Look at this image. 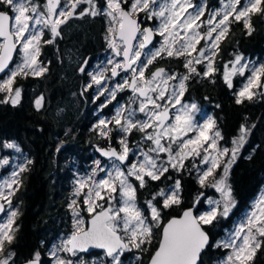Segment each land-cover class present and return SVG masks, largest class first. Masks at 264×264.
<instances>
[{"label":"snow or ice","instance_id":"snow-or-ice-1","mask_svg":"<svg viewBox=\"0 0 264 264\" xmlns=\"http://www.w3.org/2000/svg\"><path fill=\"white\" fill-rule=\"evenodd\" d=\"M86 3L89 7L79 13V16L104 15L110 18V26L108 32L110 35L106 39L109 40V47L115 50L117 56H123V63L111 62L112 76H117V69L122 71H131V88L134 93H138L144 99L140 101L138 111L145 114L142 121H134V111H130L127 117H123L124 123L121 124L123 108L117 110L116 116L113 118L116 125H119L124 133H129L136 128L145 133V139L152 141L155 145L150 151L159 153H168V160L164 163H157V159L153 158L146 152H142L144 159L139 163H131L126 170L121 168V164L128 160L129 148L125 140H121L122 151L117 152L115 149L103 151V155L112 160L111 168L106 171L105 178L92 180L91 186L87 181H77L78 187L76 195L81 190L88 188L85 193L84 203L87 205L91 216L90 226H85V221L80 218V213L73 206L76 200H72L69 204L73 208V215L76 217L74 221L75 230L58 248H53L50 255L55 259V264H73L71 260H65L58 256L59 251H64L75 255L77 251H86L89 247L100 248L106 250V255L112 257V264H120L119 254L133 245L141 248L142 245L150 244L152 240V225L148 222V217L144 215L136 203V188L132 179L138 181V186L143 188L146 184L145 176L151 180H159L165 173L169 171V167L173 169H182L183 161L190 156H201V151L205 153L201 157V163L210 165L204 170L198 171V180L203 186L219 167V159L229 154L228 148H218V141L222 139L219 130L208 133L215 127V120L211 117L203 123H198L194 118V113L198 111L197 105L184 104L181 101L186 91V81L190 76L200 75L194 65H198L207 61L206 70L203 75L208 76L214 71L212 57L216 55L219 48V42L226 36L230 23L236 21H244L245 27L249 29L251 34L250 13L264 12L262 4L264 0H246L241 7V0H228L223 4L220 11H213L210 19L206 21L208 29L205 33H201L199 28L205 23L201 21L204 15L203 5L197 10L188 12L189 8L194 7L191 0H163L158 3L157 0H132L128 10L122 7V4H128V0H105L103 9L97 8L95 0H65L64 6L61 8V0H46L44 7L46 12L40 10V6L32 2V0H0V5H6L8 11L0 10V73L6 75V79L0 81V92L6 94V99L0 100V103H11L16 105L19 103L21 91L19 88H13V84L18 76L27 77L29 74L40 76L47 71L46 67L38 64V56L40 54V44L44 36V29H48L51 37L43 42L52 44L55 39L60 36V25L67 22L76 14V9L81 3ZM59 9V11H58ZM139 12H146L149 19L156 17L159 20L158 28L155 30L161 37L163 42L155 51L144 49L152 43L154 30L151 28L141 29L139 23L134 17ZM9 13H12L10 15ZM220 16L219 20L216 17ZM230 17L233 20L230 21ZM201 21L200 23H197ZM11 22V23H10ZM118 25V28L115 27ZM142 37L138 43L133 44L137 34ZM215 33V35H213ZM119 39L123 47L117 44ZM206 41L205 47L201 48L198 55L193 57L192 53L197 51V45L200 40ZM211 42V43H208ZM178 45V47H177ZM206 52L210 55H206ZM14 54L20 56V62L15 64L14 68H10V64L14 62ZM162 54L168 57L185 56L184 67L188 70L187 75L180 76L176 84L169 85L170 80H177L176 74H167L163 68H158L151 74L150 78H145V69L151 65L157 58H163ZM144 59H141V57ZM242 57L236 56L234 66L231 70H226L224 80L231 87L230 76L239 72L243 75L248 68L246 64H241ZM139 61V64L137 63ZM239 65V67H235ZM83 71V68H81ZM264 76V65L251 70V78L247 84L237 94L236 103H243L244 99L252 100L256 93L253 89L264 87L261 84V77ZM103 76H92L93 83L100 85ZM125 80L124 84L116 85V88L123 89L128 85ZM91 87V85H88ZM154 94V95H153ZM115 98V91L110 93ZM43 97L36 101V107L42 106ZM179 105L176 114H171V109ZM151 106V107H149ZM174 121V122H173ZM112 121L100 120L97 128H100L101 135L107 136L109 129L107 124ZM103 125L104 128L100 126ZM152 128L151 133L146 130ZM190 132H195L194 137L184 139ZM247 129L241 126L238 139L232 141L234 147L231 149V157L225 163L223 176L214 180L211 184L223 196V208L221 209L220 201H209L213 204L209 211L198 216L193 215L191 209L185 210L180 218L171 219L162 232V238L159 242L157 250L151 258L150 264H198L201 251L208 244V235L202 228V224H211L217 215L227 217L231 208L234 206L231 196V188L226 184V178L229 173L232 162L235 161L239 148L246 141ZM167 138L169 141L166 147L161 141ZM178 143V150L173 153L172 144ZM207 144V147L204 145ZM8 148H15V144H7ZM119 161L120 164H117ZM4 164L7 161H3ZM99 164V162H97ZM167 164V166H165ZM24 169L22 168L21 171ZM101 171H105L101 169ZM18 173L14 172L10 182L6 181L3 188L10 191L0 190V200L5 201L11 207L9 196L13 195L18 189H14L13 185H18ZM95 175V173L93 174ZM179 188L180 182H175L174 188L170 192L160 190L157 196L163 197V207L169 208L179 204ZM119 193L118 205L117 196ZM156 197L154 196L153 199ZM105 204H97V201H105ZM150 209L151 220L156 221L157 225L160 221V210L152 201L147 202ZM99 211H96V209ZM5 211V205L0 203V213ZM17 212L11 211L9 219L6 223H0V264H15L14 252L5 254V243H11L14 239L12 233V225ZM121 233L123 235H121ZM127 236V242L124 240ZM260 238H264V195L255 204L254 209L246 216V219L240 223L234 233L231 234L226 242L218 243L216 247H224L231 249L223 261V264H247L252 259L255 251L261 247ZM41 254L39 251L33 254V258L26 261L25 264H40ZM83 264V262H81ZM95 264V262H93Z\"/></svg>","mask_w":264,"mask_h":264},{"label":"trees","instance_id":"trees-1","mask_svg":"<svg viewBox=\"0 0 264 264\" xmlns=\"http://www.w3.org/2000/svg\"><path fill=\"white\" fill-rule=\"evenodd\" d=\"M0 9L5 8L2 5ZM249 16L251 34L243 20L230 23L220 44V55L224 58L227 53L231 59L235 55L264 56V12ZM104 29L101 22L88 19L82 28L64 31L61 42L57 39L52 44L42 45L39 58L47 71L40 76H18L14 87L22 89L19 103H0V141L16 143L26 155L24 170L19 174L21 186L13 194V201L18 205L14 239L5 244V253H15L16 264L32 259L37 251L41 254V264H52L51 242L63 229L67 231L70 219L66 204L71 191V162L88 161L95 145L106 146L93 125L97 105L93 104V96L84 90L85 78L77 73L83 58L103 51ZM194 88L201 103L217 107L214 112L226 138L239 137L241 126L247 129L246 155L233 163L226 178L234 202L232 214L228 218L217 215L211 224H203L211 243L202 254L201 264H215L226 252L222 246L215 245L221 244L230 219L250 206L264 184V97L244 99L237 104L236 90L218 82L210 86L208 81H203ZM41 97L42 106L37 108L36 101ZM111 107L112 104L105 103L102 112L109 114ZM116 131L113 129L110 135L112 141L120 144ZM176 175L167 173L163 182H148L145 188L138 189V202L143 203L159 185L166 189L177 179ZM220 176V171L215 170L201 186L198 174L180 175L182 203L162 208L159 225L154 227V238L141 251L144 257L141 264H147L157 249L162 225L169 218L179 216L182 210L193 206L196 199L197 212L206 209L204 198L217 196L209 183ZM202 194L206 196L201 197ZM247 264H264V242Z\"/></svg>","mask_w":264,"mask_h":264},{"label":"flooded vegetation","instance_id":"flooded-vegetation-1","mask_svg":"<svg viewBox=\"0 0 264 264\" xmlns=\"http://www.w3.org/2000/svg\"><path fill=\"white\" fill-rule=\"evenodd\" d=\"M131 1L132 0H128V4H122V7H124L125 10H128L129 5L131 4ZM221 1H226V0H191V3H192V5H194V7L189 8L188 12H194L195 10H197V8L200 5H203V8H204V15L201 17V21H204L205 23L203 24L202 27L199 28V31L202 34L205 33L207 31V29H208V25H207L206 21L208 20V18L211 15V13H213V11H217V10L221 9V6H222ZM32 2L35 3V4H38L40 6V10L41 11L46 12V8L44 7V5L46 3V0H32ZM157 2H160V0H157ZM64 3H65V0H61V5H60L61 8L64 6ZM95 3H96L97 8L103 9L105 7V0H95ZM1 6L2 5H0V7ZM3 7L5 9H0V10L7 12L8 11V7L6 5H3ZM88 7L89 6L86 3L82 2L77 7L76 14H74L71 18H68L66 23L60 25V28H59L60 36H58L55 40L58 39L61 42L62 39L64 38V31H66L67 29H72V28H82L83 26H85V24L88 21V19H89L90 22L91 21H93V22L98 21V22L102 23L103 28H105L104 29V34H102L103 51L102 52H98L94 56H87L86 58H83V60L80 62L79 66L77 67V73L80 76H82L83 78H85V80H86L85 84H84V90L86 92H88L91 96H93V98H94V94L92 93L93 86L92 87L88 86L89 80H87V79L89 78L90 73L94 70L95 65L97 63L99 64V60L102 59V58H99V56L102 55V54L107 53L108 51H113L114 49L113 48L109 49V47L107 46L108 45L107 40H106V33H107L106 29L107 28H106V21H105L106 18H104L105 17L104 15H97L95 17H93L91 15H84L83 17L79 16V13L81 11H83L84 9H87ZM58 11H59V9H58ZM10 14L12 15V13H10ZM133 18L138 20V23H139L141 29L151 28V29L154 30V33H155L154 40H152L153 42L149 46H147V48L144 49V51L147 52L149 49L153 50V49H156V48L160 47L162 42H163V37H161L155 31L158 28L159 20L156 17H152L151 19H149L147 17V15H146V12H139L137 15H134ZM201 21H198V23H200ZM213 35H215V33ZM50 37H51V34H50L49 30L48 29H44V36H43L41 44H40V49H41L42 45H46V43H44L43 41L49 39ZM141 38L142 37L140 36V34H138V37L135 40L134 44L138 43V41ZM223 39L221 41H223ZM117 40H119V39H117ZM0 41L3 43V40L0 39ZM221 41L219 42V48L217 50L216 55L212 57V59L214 61L213 62L214 71L211 74H209L208 76H204L203 75L204 71L206 70V65H207V61L206 60L204 61V63L198 64V65H194L196 70H197V72L200 73V75L193 74V75L190 76V79L188 81H186V91H185L183 97L181 98V101H182V103H185V104L195 103L197 105L198 111L200 112L199 113L198 111H196V114H198L199 119L203 120L205 115H209V117H211V118H213L215 120V127H214V129L211 130V133L216 131V130H219L220 133H221V136L223 138L218 141V144L222 148H228L229 149V154L225 155L223 158H220L219 160H223L224 159V160L228 161L230 159V157H231V149L234 147L232 141L237 139V138L232 139V138H226L225 137V135L223 133V130H222V127H221V124H220V121H219L218 117L216 116V113L214 112L217 107L201 103L199 101L198 95L195 92L196 90L194 88V86L196 84L199 85L203 81H208V83H210V86L211 85L214 86L216 84V82H218L219 85H221V86L224 85L228 89H235L236 91H237V89H239L238 85L240 83V79L238 77L240 75H237L235 73V74H232L230 76L231 84H232L231 87H229L228 83L224 80V73H225L226 70H230V65L232 63L230 61H232V59L230 58L229 53H227L225 58L222 55H220V53H221V49H220ZM208 43H211V42H208ZM205 44H206V41L204 39H201L200 43L197 45V51L193 52L192 56L193 57L197 56L199 50L201 48H204ZM120 47L122 48L123 44L120 43ZM177 47H178V45H177ZM114 52H115V50H114ZM206 55H210V53L206 52ZM162 56H163V58H157L151 65H149L145 69V78H150L151 74L155 70H157L158 68L165 69L167 74H176L177 75V80H172L173 84L178 82L180 76L188 74V70L184 67L185 56L168 57L166 54H162ZM116 57H117L119 62L123 63V57L122 56H117L116 55ZM141 59H144V57L142 56ZM40 62H41V58H40ZM137 63L139 64V61ZM112 67L109 66V68L107 70V75L109 77L110 76L112 77V74H110L111 73L110 71H111ZM81 68H83V71H81ZM119 71L120 72L118 74V77L117 78H113V79L115 81H117V80H121V78H126L129 83H128V87L124 91L118 93L116 99L113 100V102H115V101L117 102L118 100H122L124 102V104L132 102V103H134V108L136 109V107H139V104H140L139 102L141 100H143L144 98L140 97L138 93H134L133 90L129 91V89H128L130 84H131V79H132L131 71L130 70L129 71H122L120 69H119ZM2 77H4V76H2ZM2 77H0V79ZM113 79H111V80H113ZM20 91H21V95H22V89L21 88H20ZM5 95L6 94L4 92H0V100L6 99ZM21 98H22V96H21ZM100 98H96V101L93 100V104L97 105V106H95L96 109L99 106V102L98 101L100 100ZM106 104H112L113 105V103H111V102L106 103ZM135 112L138 113L139 111L136 109ZM175 112H176V107L171 109V114L174 115ZM152 130H153L152 128H149L146 131L150 133ZM119 135H120L119 131L117 130L116 131V138H118L117 136H119ZM194 135H196L195 132H190L188 134V136L184 137V139L191 138ZM99 136H101V139L103 138L104 142H106V146H103V147H105V148H115L119 152L122 151V145H120L118 143H115V141H112V137H111L110 133H108L107 136H104V135H99ZM127 138H128L127 139L128 144L130 146L135 145L136 142H140V144H142L141 146H144V147L146 146V147L149 148V146H151L150 141L145 139V133L139 131L136 128L132 129L129 132V135H128ZM3 143H5V141H3V142L0 141V145H3ZM161 143H163L165 145H168L169 141L167 139H163L161 141ZM178 143L179 142L171 145V147L173 149V153H175L178 150ZM17 147H19V146L17 145ZM99 147L102 148L99 145L98 146L95 145L94 148L91 149V151L94 152V153L92 152L94 154V157L95 156L100 157V155L98 154V150H97ZM134 147H137V146H134ZM245 147H246V142L243 144L242 147L239 148V151L237 153L235 161L239 160V158H241L242 156L246 155V148ZM19 148L22 150L21 147H19ZM152 152H154V151H152ZM23 153H24V151H23ZM150 154L155 156L158 159L161 158V157H164V155H165V157L168 156V153H164V152L159 153V154H157V153L156 154L150 153ZM132 160H133L132 153H129L127 162H132ZM73 162H74V160L71 162L72 164H71V167H70L71 168L70 169L71 178L69 179L70 180V186H71V182H72L73 177H75V172H74V169L72 168L73 167ZM234 162H232L231 166L233 165ZM199 163H200V156L193 155V156H190V157L186 158L183 161V165L184 166H183L182 169H173V168L169 167V171L167 173H169V174L177 173L176 176H178L177 179L174 180L173 183L170 184L171 187H169V188H171V189L174 188V185H175L174 182L175 181L179 180V182H180L179 198H180L181 202L179 204L182 203L181 199H182V190H183V188H182L183 186H182V182H181L182 180L180 178V175H186L187 177L194 176L195 174L198 173L197 170L199 169ZM165 165H167V164H165ZM215 170H219L220 171L221 170V166H219ZM167 173H165L159 180H151L150 178L145 176L146 184H145V186L143 188L146 187L148 182H160V181H162ZM3 175H4V171L2 169H0V179H1V177ZM18 180H19V176H18ZM132 180H133V184L137 186V188H136V202L141 204V205H145L146 206L147 202L151 200L153 202V204H155L156 207L160 210V213H161L162 208H163V197L157 196L156 193H158L160 190H164L165 188L164 187H160V185H159L158 187L155 188V190L153 189L151 194L146 197V200L143 201V203L142 202L140 203V202H138L139 200H138V196L137 195H138V191L141 190L142 188H140L138 186V184H139L138 181H135L134 178ZM20 186L21 185H20V182H19L18 185H13V188L14 189H19ZM210 187H211V185H210ZM212 189L215 191L214 188H212ZM166 190L167 189H165L164 191H166ZM215 193H217V192L215 191ZM154 196L156 197L155 199H153ZM207 198H209V197H207ZM8 199L11 200V206H13L16 209H18V205L15 204L14 201H13V195L9 196ZM3 203L5 204L6 211H5V214L0 218V222L3 221L2 219H4V217H6V214H7L8 209H9L8 204L5 201H3ZM179 204H177V205H179ZM177 205H173V206H177ZM161 217H162V215L160 214V219H161ZM88 219L89 218H87V223H88ZM15 222H16V220H15ZM13 236H14V234H13ZM124 237H125L124 240H126V242H127V236H124ZM5 244H7V243H5ZM5 249H6V245H5ZM141 251H142V249H139L137 251V253L142 255ZM102 252L104 253V251H95L94 253H90V255H96V254H99V253H102ZM87 255H89V254H87ZM105 255H106V253H105ZM14 262H15V259H14ZM143 262H144V257H143L142 260L137 261L136 264H141ZM15 264H16V262H15Z\"/></svg>","mask_w":264,"mask_h":264},{"label":"rangeland","instance_id":"rangeland-1","mask_svg":"<svg viewBox=\"0 0 264 264\" xmlns=\"http://www.w3.org/2000/svg\"><path fill=\"white\" fill-rule=\"evenodd\" d=\"M160 2H163V0H160ZM160 2H158V3H160ZM227 2H228V0L221 1L222 6H223V4H225ZM245 3H246V0H241V3H240V5L237 6V8L238 9L241 8ZM222 6H221V8H222ZM220 10H217V11H220ZM104 18H106L105 19L106 28H107L106 29L107 30L106 37L110 36V35H115V34H110L108 32V27L110 26V18H108L106 16ZM210 18H212L211 15L209 16L208 19H210ZM220 18H221L220 16H217L216 20H219ZM232 19L233 18L230 17V21ZM115 27L118 28V25H115ZM106 40H107V43H108L107 46L109 47V40L108 39H106ZM116 42H117V44H120L119 40H116ZM0 43H2V42L0 41ZM110 48L111 47H109V49ZM153 51H155V49H153ZM114 53L115 52L113 50V51H108L107 53L100 55L99 58H102V59L99 60V64L97 63L95 65L94 70L90 73V76H89V78L87 80H89V84L88 85H91V87L93 86V91H92V93L94 94L93 100L96 101V98H100V97L102 98L101 100L98 101L99 102V106L96 109V111L93 113V116H92V117H94V120H93L94 128H95V130H96V132H97V134L99 136V135H101V132H100V128H97V125L99 124L100 120L112 121L111 123L107 124V129L110 130V131H108V133H111L113 131V129L118 130L120 135L117 136L118 137L117 140L118 141H121L122 139L125 140V142L128 145V148L130 150L129 153H132V156H133L132 162H127L126 161L124 164H121V168L126 170V168L131 163H139V162L143 161L144 157H143V155H141L142 152H146L149 155H151L150 153H154V154H156V153L150 151V149L155 147V145L153 144L152 141H150L151 146H149V148L146 147V146L145 147L141 146L142 144H140V142H136L135 145L130 146L128 144V141H127V139H128L127 137L129 135V133H124L121 130L120 126L115 124V121H114L113 118L116 116L117 110L120 109V108H123L125 110L123 112V115H122L121 124L124 123L123 117H127L128 113L130 111H134V116H133V120L134 121H142L146 117H145L144 113L135 112V110L136 109L138 110L139 107H136V109H135L134 108V103H132V102L125 103V104H124V102L122 100H118L117 102L116 101L113 102V100L116 99L118 93L124 91L128 87V85H125L122 90L116 88V85L124 84V81L127 80V79L126 78H121V80L115 81L113 79L114 78L113 76L109 77L107 75V70H108L109 66H111V67L113 66V63H110V61L111 62H119L117 57H116V54H114ZM39 56H40V54H39ZM39 56L37 58L38 59V64L40 66H43V64L40 62ZM236 56L242 57V60H241L240 63L241 64H246L248 66V68L245 70L243 75L239 74V72L236 73L237 75H240L238 77L240 79V83L238 85L239 89H237V91H236V94H238L239 91L247 84L248 79L251 78V70L253 68H258L259 66L264 65V56H262L260 58H251V57H245V56H242V55H235V58H236ZM235 58L232 59V61H230V62H232L231 65H230V70L234 66ZM14 59H15V61L13 62L14 64H13V66L11 68H14L15 64L20 62V56L16 55V57H14ZM235 67L238 68L239 65H235ZM101 74L103 76L101 84L97 85V84L93 83L92 76L101 75ZM6 78H7L6 75H4V77H2L0 79V81H2L3 79H6ZM111 79H113V80H111ZM263 79H264V77L262 76L261 77V84L263 82ZM172 84H173V81L170 80L169 81V85H172ZM13 88L15 89L14 84H13ZM16 88H18V87H16ZM112 91H115V93H116L114 99L110 95V93ZM253 91L256 93L254 98H258L259 99V98L264 97V95H262V93H261V88L253 89ZM109 102L113 103V105L111 107V110H110L109 114L105 115L102 112V108L105 105V103H109ZM149 107H151V106H149ZM179 107H180L179 105L176 106L175 114L177 113ZM195 114H196V112L194 113V118H195V120L198 123H203L207 119V117H209V115H205L204 119L202 120V119H199L198 114H196V115ZM100 127L104 128L103 125H101ZM208 134L210 136L212 135L211 130L209 131ZM165 139H167V138H165ZM237 139H238V137H237ZM7 144H10V143L5 142V143H3V145H0V169H2L4 171V175L0 179V190H3V191H10L7 188H3V185L5 184L6 181H8V182L11 181L14 172L20 174L21 169L26 164V157H25L26 155H25V153H23V151L19 147H17V145H16L15 148H8V147H6ZM12 144H16V143H12ZM134 146H137V147H134ZM165 146L167 147L168 145H165ZM204 147H207V144H205ZM218 148L223 149L219 144H218ZM93 153H91V154H93ZM204 155H205V153L203 151H201L200 163H199V170H201V171L210 166V165H204V164L201 163V157L204 156ZM151 156L153 158L157 159V163L158 164L164 163V162H166L168 160V156L165 157V155H164V157H161L159 159L156 158L153 155H151ZM223 157H220V158H223ZM220 158H218V159H220ZM5 160L7 161L6 164L3 163V161H5ZM97 162H99V164H97ZM226 162L227 161L224 160V159L223 160H219V166H221V170H220L221 176L219 178L212 179L211 182L209 183L210 185L212 184V182L214 180H218V179H220L222 177L223 169H224V166H225ZM116 163L120 164L119 161H116ZM111 166H112V160H104V159L102 160V158H100L98 156L94 157V154L92 155V158L90 160L85 161V162H81L79 159L74 160L72 168L74 169L75 177H73V179H72L71 187H70L71 191L69 192L70 193L69 201L66 204L68 206L69 217H70L69 224L67 226L68 229H67V231L63 229V231L60 233V235H58V237L53 242H51L52 244H51L50 252L52 251L53 248H58L62 244V242L64 240H66L68 237H70V235L75 230L74 221H75L76 217H74V215H73V208L69 207V204L71 203L72 200H76V204L73 207L76 210L79 211L80 218H82L85 221V226L86 227H87V218H89V216H92L94 214V213L89 214L87 212V210H86L87 209V205L83 202L84 199H85V193L87 192L88 188L86 187V188L82 189L79 195L75 194L76 193V189L78 187L77 181H79V180L87 181L88 186H91L92 180H99L101 178H105V173H106V171H108L111 168ZM165 166H167V165H165ZM101 169H104L105 171H101ZM94 173H95V175H93ZM214 173H215V170H214ZM89 177H91L92 180H89L88 179ZM131 179H133V178H131ZM132 182H133V180H132ZM169 187H171V185H168L166 187V189H167L165 191L166 193L170 192L173 189V188L171 189ZM213 188L217 192L216 193L217 196L216 197L212 196L211 198H208L207 201H206V198H204L207 207H206V209L204 211L197 213V216L202 214V213H205V212L209 211L212 207H214L213 204H209V201H220L221 202V205H220L221 209L223 208V196H222V193L220 191H218L215 187H213ZM114 195L117 196V202H114V203H116V205L119 206L118 205L119 193H116ZM262 195H264V184L261 187V189H260L259 193L257 194V196H255L256 198L252 201L250 206L247 209H245L244 212H240V213H238L237 215L233 216L230 219L229 226L226 228L225 234L220 239L221 244H222V242H226L228 237L231 234L234 233L235 229L238 228L240 223H242L246 219V216L254 209L255 204L260 200V197ZM97 204H105V206L107 207L106 200L105 201H97ZM233 204H234V202H233ZM137 205L141 209V211L144 213V215L148 217V222L152 225V238H154L153 232H154V227H157V222L151 220L150 209L147 207V205L145 206V205H141L139 203H137ZM233 209H234V206L231 208L227 218L230 217V215L232 214V210ZM11 211L18 212V209H16L13 206L9 207L8 212L6 214V217H4V219H2L3 221L0 222V223H6L7 222V220L9 219ZM96 211H99V209L97 208ZM13 231H15V220H14V223L12 225V233H10V234L13 235L14 234ZM121 235H123V234L121 233ZM125 242H126V240H125ZM148 246H149V244H145V245H142L141 248H136V247H134L133 245L130 244L128 249L124 250L123 252H121L119 254L120 264H136L137 261L143 259V255L138 254L136 251H138L139 249H142V250L146 249ZM222 248H224V247H222ZM224 250L226 251L225 254L223 255V257L221 259H218L215 264H223V261L225 260L226 256L228 254H230V252H231V249L224 248ZM58 256L60 258L65 259V260L73 261V264H81V262H83V264H93V262H95V264H112V257H109V256L105 255V253H103V252L99 253V254H96V255H90V254L87 255V254H83V252L81 253V252L77 251L75 255H69L68 252L59 251L58 252ZM52 264H55V259L52 261Z\"/></svg>","mask_w":264,"mask_h":264},{"label":"water","instance_id":"water-1","mask_svg":"<svg viewBox=\"0 0 264 264\" xmlns=\"http://www.w3.org/2000/svg\"><path fill=\"white\" fill-rule=\"evenodd\" d=\"M10 14V13H9ZM11 15V14H10ZM137 20V19H136ZM137 22H138V20H137ZM11 23V22H10ZM139 34V33H138ZM138 34H137V37H138ZM154 35H155V33H154ZM154 35H153V39L152 40H154ZM1 40H3V38H0ZM118 39V38H117ZM137 39V38H136ZM153 42V41H152ZM135 43V41H133V44ZM150 45V44H149ZM148 45V46H149ZM16 55L17 54H14V57H16ZM123 57V56H122ZM124 59V58H123ZM15 60V59H14ZM12 65H13V63H11L10 64V68L12 67ZM156 71V70H155ZM154 71V72H155ZM117 72L119 73V69H117ZM5 74L4 73H0V77H2V76H4ZM114 78H116V77H118V75L117 76H113ZM262 85H264V79H263V82H262ZM129 91H131L132 90V88H131V86H129ZM261 93H262V95H264V87H261ZM109 149H115V148H105V147H102V148H98L97 150H98V154L100 155V157L102 158V160L103 159H105V160H109L110 158L109 157H106V156H104L102 153H103V151H108ZM117 152H119L117 149H115ZM126 162V161H125ZM124 162V163H125ZM123 163V164H124ZM206 195L205 194H202V196L201 197H205ZM0 203H3V201L2 200H0ZM4 204V203H3ZM5 205V204H4ZM188 209H191L192 211H193V215H195V216H197V209H198V200L196 199V201H195V203H194V205L193 206H191V207H189V208H186V209H184L183 211H181L180 213V215L179 216H173V217H171V218H169L163 225H162V230H161V237H159L160 238V240H161V238H162V232H163V229H164V227H166V225H167V223L171 220V219H173V218H180L181 216H182V214H183V212L185 211V210H188ZM5 211H6V208H5ZM5 211L4 212H2V213H0V218L5 214ZM95 214V213H94ZM93 214V215H94ZM90 220H91V216H89V219H88V223H87V226H90ZM202 228H203V230L205 231V233L208 235V238H209V240H208V244L205 246V248L206 247H208L209 245H210V243H211V237L209 236V233L206 231V229L204 228V225L202 224ZM71 236V235H70ZM160 240H159V242H160ZM158 246H159V243H158ZM158 248V247H157ZM205 248L201 251V253H200V257H199V260H198V264H201V259H202V254H203V252L205 251ZM157 250V249H156ZM156 250H154V252L156 251ZM95 251H104V253H106V250H104V249H100V248H94V247H89L86 251H83V253L84 254H90V253H94ZM79 252H81V251H79ZM82 253V252H81ZM69 255H72L71 253H69ZM154 255V253L152 254V256ZM152 256L150 257V259H149V261L147 262V264H150V261H151V258H152ZM22 264H25V262L24 263H22ZM40 264H41V261H40Z\"/></svg>","mask_w":264,"mask_h":264}]
</instances>
